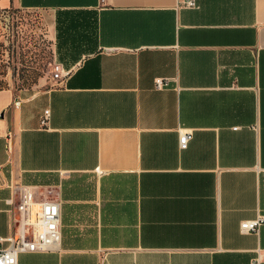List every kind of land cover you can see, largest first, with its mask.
Instances as JSON below:
<instances>
[{
  "label": "crops",
  "instance_id": "0c3cea01",
  "mask_svg": "<svg viewBox=\"0 0 264 264\" xmlns=\"http://www.w3.org/2000/svg\"><path fill=\"white\" fill-rule=\"evenodd\" d=\"M181 1L0 0L44 15L52 64L69 71L0 90V237L20 186L59 204L56 250L16 264H255L264 252V225L238 229L264 215V0Z\"/></svg>",
  "mask_w": 264,
  "mask_h": 264
},
{
  "label": "built area",
  "instance_id": "2783aa9c",
  "mask_svg": "<svg viewBox=\"0 0 264 264\" xmlns=\"http://www.w3.org/2000/svg\"><path fill=\"white\" fill-rule=\"evenodd\" d=\"M182 8L195 7L193 0H182L179 3ZM69 74L59 64L51 66V80L61 82ZM154 89L160 90L164 86L162 80L153 82ZM48 112L44 111L39 120V125L45 127ZM189 139L188 133L178 136V148L185 149ZM12 206L11 201H6ZM15 214L11 218V224L15 228L7 237H0V264H16L17 256L37 252H52L58 247L59 235V204L55 200L40 196L29 186H20L17 200L14 204ZM264 225V215H258L255 219L242 221L238 229L242 234L255 233ZM264 259V252L258 253L253 263L258 264Z\"/></svg>",
  "mask_w": 264,
  "mask_h": 264
},
{
  "label": "rangeland",
  "instance_id": "374dc122",
  "mask_svg": "<svg viewBox=\"0 0 264 264\" xmlns=\"http://www.w3.org/2000/svg\"><path fill=\"white\" fill-rule=\"evenodd\" d=\"M53 53L44 15L24 10L0 12V89L13 93L51 78Z\"/></svg>",
  "mask_w": 264,
  "mask_h": 264
},
{
  "label": "trees",
  "instance_id": "16d2710c",
  "mask_svg": "<svg viewBox=\"0 0 264 264\" xmlns=\"http://www.w3.org/2000/svg\"><path fill=\"white\" fill-rule=\"evenodd\" d=\"M3 89H5V88H3ZM1 90V89H0Z\"/></svg>",
  "mask_w": 264,
  "mask_h": 264
}]
</instances>
